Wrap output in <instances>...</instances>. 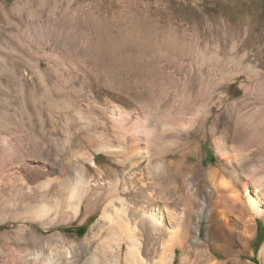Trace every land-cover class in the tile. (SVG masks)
<instances>
[{
  "label": "rangeland",
  "instance_id": "374dc122",
  "mask_svg": "<svg viewBox=\"0 0 264 264\" xmlns=\"http://www.w3.org/2000/svg\"><path fill=\"white\" fill-rule=\"evenodd\" d=\"M132 123L156 139L152 174L189 140L203 166L221 160L218 141H245L244 172L264 170V0H0V264L55 260L54 234L84 237L99 212L48 231L28 217L59 197L36 178L51 170L54 181L78 183L83 167L112 178L113 157L99 142ZM255 182L264 188V172ZM40 231L54 237L41 242ZM263 243L258 217L252 254L241 258L264 264ZM75 254L88 256L83 247Z\"/></svg>",
  "mask_w": 264,
  "mask_h": 264
},
{
  "label": "bare ground",
  "instance_id": "6f19581e",
  "mask_svg": "<svg viewBox=\"0 0 264 264\" xmlns=\"http://www.w3.org/2000/svg\"><path fill=\"white\" fill-rule=\"evenodd\" d=\"M155 143V138L136 133L133 123L127 127L115 124L111 137L99 142L97 149L113 157L112 178L88 176L90 168L83 167L81 182L70 183L65 178L54 181L48 177L51 170L43 171L36 178L37 189L55 187L59 197L27 211L42 229L87 222L96 212L99 218L83 238L54 234L62 243L55 248L59 258L22 257L21 263L83 264L88 260L100 264V255L109 253L112 262L107 264H174L176 260L178 264H251L241 254H252L248 251L250 235L256 218L264 217V188L255 182L264 170L251 176L244 172L247 156L240 151L246 142L234 140L229 148L224 140L218 141L221 160L208 166H203L198 141L181 142L176 154L162 158L152 174ZM96 161L95 156L89 159L98 169ZM190 175L192 180L186 184L185 177ZM199 177L206 179L204 186L199 185ZM214 178L221 182L215 183ZM203 220L204 237L199 230ZM53 237L42 231L37 234L45 243ZM81 247L88 256L77 258L75 251ZM259 258L264 261V243Z\"/></svg>",
  "mask_w": 264,
  "mask_h": 264
}]
</instances>
